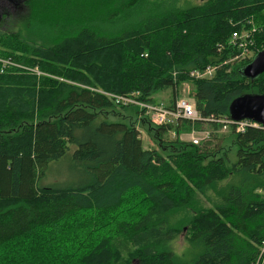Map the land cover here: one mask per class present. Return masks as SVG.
<instances>
[{
    "label": "trees",
    "instance_id": "16d2710c",
    "mask_svg": "<svg viewBox=\"0 0 264 264\" xmlns=\"http://www.w3.org/2000/svg\"><path fill=\"white\" fill-rule=\"evenodd\" d=\"M16 1L27 16L0 31V264H183L166 246L185 228L202 248L192 264H264V129L214 135L232 141L231 164L218 148L181 139L204 125L221 132L217 123L158 127L107 95L154 103L171 89L173 105L188 83L202 117L230 118L236 98L264 94V73L242 75L264 50V0L184 9L146 0ZM234 33L254 42L240 62L231 61L239 55ZM219 65L211 79L189 76ZM133 120L157 148L145 150ZM65 160L80 183L43 185L51 165ZM216 188L217 201L205 207L200 196Z\"/></svg>",
    "mask_w": 264,
    "mask_h": 264
},
{
    "label": "rangeland",
    "instance_id": "374dc122",
    "mask_svg": "<svg viewBox=\"0 0 264 264\" xmlns=\"http://www.w3.org/2000/svg\"><path fill=\"white\" fill-rule=\"evenodd\" d=\"M27 0H22L20 5H24V3ZM129 0H120L119 5L122 7L123 4H125ZM149 2H152L154 4L158 3H163V5H169V4H176L178 7L184 9V8H189L192 6H196L200 3H202L200 0H146V3L148 4ZM159 5V4H158ZM8 14L9 18L7 20L4 19L3 15ZM28 13V9L25 8L20 9L17 1L15 0L14 2L11 0H0V31H9L12 32L13 27L17 28L19 22H21L23 17H26ZM186 85L189 86L190 88V93H192V87L190 84L185 83L181 87L179 91V97H187L189 99V96H187V89ZM172 90L168 89L163 92H159L156 95L153 96L154 103L159 104L161 102H168V99L170 96H172ZM191 97V96H190ZM191 101L194 102V100L191 98ZM118 113H120L122 110L117 109ZM126 117H129L130 114L125 112ZM133 114V113H132ZM108 122H119V119L116 118H109L107 119ZM137 123L136 126L138 127L140 133H141V138L143 140V147L145 150H150L154 149L155 147L157 148V144L154 142L152 138H150L147 134V132L144 130L141 125L133 120V123ZM199 135L197 137L204 139V135L208 134L210 135L209 140H203L202 144H206L207 147H212V148H218L221 152H225L229 159L230 163L233 164V162L236 161V156H235V147L232 145V141L226 138V140H220V139H215V136H221L225 135V132H219L214 130L213 128H210L209 126H203L202 131L198 132ZM171 137L174 138V134H171ZM181 138L183 141H188L190 142V134L189 135H181ZM220 155V154H219ZM82 179V175L73 167V164L70 160H65L59 163H54L51 165L47 177L44 180L43 185H49V184H55L56 186L60 185H67L70 183H80ZM238 177H234L233 181L228 182L226 184H235L236 181L238 180ZM223 184V186L225 185ZM219 185V184H218ZM217 185V186H218ZM222 186V184L219 185V187ZM222 186V187H223ZM219 190V189H218ZM217 188L216 190H208L206 195L200 196V201L201 203L209 208L212 206V202L217 201L218 195H217ZM183 217V214H175L173 215L172 223L177 222L179 219ZM187 232L186 228L184 232L178 236L174 241L171 243L167 244L166 248L168 251L173 253L179 261H181L183 264H192L195 262L197 259V256L201 253L202 248L200 246L191 244L187 241L185 238V233ZM58 234H61L59 230H57Z\"/></svg>",
    "mask_w": 264,
    "mask_h": 264
},
{
    "label": "built area",
    "instance_id": "2783aa9c",
    "mask_svg": "<svg viewBox=\"0 0 264 264\" xmlns=\"http://www.w3.org/2000/svg\"><path fill=\"white\" fill-rule=\"evenodd\" d=\"M232 45L239 51V55L235 56L233 59H231V61L240 62L248 57H251L252 51L250 50V47L254 45V42L249 33H234L232 37ZM219 67L220 65L208 66L203 70H193L190 72L189 76L192 80L211 79L214 77ZM186 89L187 96H189L190 88L188 85H186ZM107 95L120 106L134 105L139 107L144 111L145 116L150 119L151 123L158 127L177 125L185 121H190L200 122L203 124L217 123L222 127V129L220 130L221 132H227L228 130L234 129L236 133H244L248 128L264 129L261 125L249 120L237 122L232 120L231 118H204L198 112L195 102H192L191 99H188L187 97L180 98L178 96L179 94L176 96L173 105H166L163 102L156 104L138 101L137 94H132L129 96ZM197 135H199V133L196 131H193L190 134V142L194 145H201L203 140H209L210 138L209 133L204 135V139L197 137Z\"/></svg>",
    "mask_w": 264,
    "mask_h": 264
},
{
    "label": "water",
    "instance_id": "95a60500",
    "mask_svg": "<svg viewBox=\"0 0 264 264\" xmlns=\"http://www.w3.org/2000/svg\"><path fill=\"white\" fill-rule=\"evenodd\" d=\"M15 1V0H11ZM201 2L209 0H200ZM264 73V50L243 70L242 75L254 81ZM230 118L234 121L249 120L264 128V94H246L236 98L229 107Z\"/></svg>",
    "mask_w": 264,
    "mask_h": 264
},
{
    "label": "crops",
    "instance_id": "0c3cea01",
    "mask_svg": "<svg viewBox=\"0 0 264 264\" xmlns=\"http://www.w3.org/2000/svg\"><path fill=\"white\" fill-rule=\"evenodd\" d=\"M172 100H173V96H170L169 99H168V102L167 103L163 102V103H165L166 105H170Z\"/></svg>",
    "mask_w": 264,
    "mask_h": 264
}]
</instances>
